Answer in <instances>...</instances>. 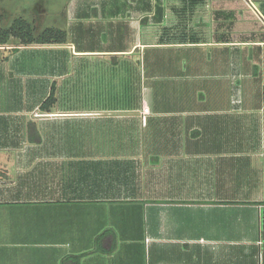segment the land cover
Wrapping results in <instances>:
<instances>
[{"label":"crops","instance_id":"1","mask_svg":"<svg viewBox=\"0 0 264 264\" xmlns=\"http://www.w3.org/2000/svg\"><path fill=\"white\" fill-rule=\"evenodd\" d=\"M231 8L74 0L68 29L54 27L64 44L23 47L44 51L53 76H77L99 104L39 111L65 135L78 121V149L65 138L61 152L0 155V264H264V109L232 100L233 85L253 77L228 37ZM136 76L140 107L100 103L134 95ZM40 122L41 142L27 141L26 126L21 141L41 147Z\"/></svg>","mask_w":264,"mask_h":264},{"label":"rangeland","instance_id":"2","mask_svg":"<svg viewBox=\"0 0 264 264\" xmlns=\"http://www.w3.org/2000/svg\"><path fill=\"white\" fill-rule=\"evenodd\" d=\"M40 1L43 2L45 12L37 15L35 9L40 7ZM74 0H0V27L9 29L17 20H25L33 27V36L37 37L43 29L47 27H57L60 29H68L62 26L63 20L69 19L71 15L70 4ZM95 0H86L90 3ZM222 5L218 2V6ZM231 13H228L226 25L231 23V27H227L228 33L233 39L241 42L239 45L242 55L244 67L243 74L248 73L253 77L252 81L239 79L238 84L233 85V99L239 104V100L245 105L260 104L264 109V76H259L264 69V59L259 60V36L261 26H264L259 11L264 14V1L259 0H231ZM77 19V18H76ZM70 20L75 21L72 17ZM78 21V19H77ZM222 21V19H221ZM219 32V31H217ZM20 40L10 38L5 46H0V118H11L13 121L5 126L0 123V155L12 156L14 154L25 153H43V152H61L63 148V140L71 138L73 149H78V141L80 136L78 121L73 123L68 132L64 133L63 121L57 122L54 127H48V121H37L39 114L38 107L40 103L48 96L50 86L53 81L57 82L58 93L57 107L59 110L65 108H80L87 106H96L99 104L98 98L87 95L86 91L80 89L79 82L75 78L77 76H58L59 74L50 73L46 65L47 55L39 53L37 49L23 48ZM208 53V52H207ZM186 63V62H185ZM235 69V70H234ZM233 68V72L237 71ZM184 72L193 74L191 70L184 65ZM206 72V71H205ZM247 75V74H246ZM76 83L72 91V96L64 104V96L69 91L63 83L71 80ZM125 76H121V84L124 85ZM206 82V81H205ZM259 82V83H258ZM256 86V83L260 84ZM202 101V98H196V101ZM211 101V98L208 99ZM108 102L110 105L117 102L111 97H105L102 102ZM121 101V99H120ZM166 104L167 106H177L183 104V101L162 102L157 97L158 104ZM145 116L147 113H142ZM264 114V113H263ZM264 116V115H263ZM32 122L37 127V122L41 123V131L44 144L41 147L31 146L25 141H21V133L27 122ZM37 121V122H36ZM75 122V121H74ZM37 123V124H36ZM260 135H264V120L260 123ZM38 129V127H37ZM49 133V134H48ZM53 134V135H52ZM66 136V137H64ZM16 140V145L11 144V139ZM18 138V140H17ZM20 138V139H19ZM3 141H7L4 145ZM53 141V143H52ZM75 149V150H76ZM78 151V150H76ZM22 167V166H21Z\"/></svg>","mask_w":264,"mask_h":264},{"label":"trees","instance_id":"3","mask_svg":"<svg viewBox=\"0 0 264 264\" xmlns=\"http://www.w3.org/2000/svg\"><path fill=\"white\" fill-rule=\"evenodd\" d=\"M192 2L193 0H189ZM10 38L18 39L20 40L21 44L23 46H30L33 44L36 45H62L65 43L66 40V34L65 32L54 29V28H45L42 30V32L37 36H33V27L31 26L30 23H28L25 20L17 19L13 25L9 29H2L0 27V46H5L7 42L9 41ZM136 93L134 95H130V97H114L112 98L115 100L118 105H125V104H130V106L135 105L136 107H140L141 105V95H140V90H139V76H136ZM76 81H80L79 78H76ZM70 85L67 86L69 91H66V94L64 96V104L69 100L72 96V91L74 89V85L76 83H73V79L70 80ZM64 87L65 83H63ZM58 93V87H57V82L53 81L50 89L48 96L40 103L39 105V111L41 114H47L51 108L57 105V94ZM121 99V101H120ZM105 103H108L107 101ZM109 104V103H108ZM66 105H63V107ZM67 110H74V108H65ZM78 109V108H75ZM25 137L27 138V141L29 143H34V144H39L41 142V137L39 134V130L33 123H28L26 125L25 129ZM112 248L109 249L111 251ZM108 251V252H109Z\"/></svg>","mask_w":264,"mask_h":264},{"label":"built area","instance_id":"4","mask_svg":"<svg viewBox=\"0 0 264 264\" xmlns=\"http://www.w3.org/2000/svg\"><path fill=\"white\" fill-rule=\"evenodd\" d=\"M143 112H144V113H147V109H146V108H143Z\"/></svg>","mask_w":264,"mask_h":264}]
</instances>
